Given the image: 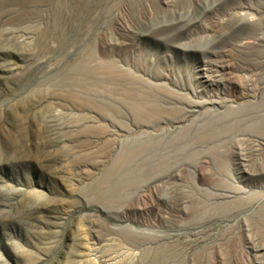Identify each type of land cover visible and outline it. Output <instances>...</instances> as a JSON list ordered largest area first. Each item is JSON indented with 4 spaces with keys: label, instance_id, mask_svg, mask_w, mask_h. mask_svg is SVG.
Returning <instances> with one entry per match:
<instances>
[{
    "label": "rangeland",
    "instance_id": "1",
    "mask_svg": "<svg viewBox=\"0 0 264 264\" xmlns=\"http://www.w3.org/2000/svg\"><path fill=\"white\" fill-rule=\"evenodd\" d=\"M0 264H264V0H0Z\"/></svg>",
    "mask_w": 264,
    "mask_h": 264
},
{
    "label": "bare ground",
    "instance_id": "2",
    "mask_svg": "<svg viewBox=\"0 0 264 264\" xmlns=\"http://www.w3.org/2000/svg\"><path fill=\"white\" fill-rule=\"evenodd\" d=\"M103 98V97H102ZM113 168V167H112ZM112 168L110 169V170H108V173L106 174L107 176V178L110 176V175H112V172H113V170H112Z\"/></svg>",
    "mask_w": 264,
    "mask_h": 264
}]
</instances>
